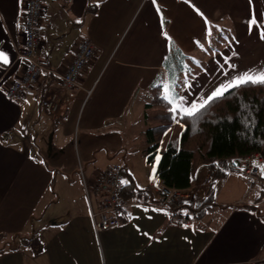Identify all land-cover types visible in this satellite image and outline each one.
<instances>
[{
    "label": "crops",
    "instance_id": "obj_1",
    "mask_svg": "<svg viewBox=\"0 0 264 264\" xmlns=\"http://www.w3.org/2000/svg\"><path fill=\"white\" fill-rule=\"evenodd\" d=\"M260 1L43 0L45 69L37 86L14 100L5 92L25 69L26 0H0V50L10 59L0 62V264H264L263 185H248L239 171L197 167L195 205L210 194L217 205L189 224L155 198L131 195L119 223L97 232L86 193L114 163L136 187L164 184L146 154L152 88L174 80L189 103L207 98L217 71L194 90L198 72L181 78V69L242 60L240 46L264 33ZM86 38L94 58L77 87L61 90L47 69L67 70ZM260 47L249 46L248 57ZM108 64V78H96ZM48 89L61 91L58 114L42 106Z\"/></svg>",
    "mask_w": 264,
    "mask_h": 264
},
{
    "label": "trees",
    "instance_id": "obj_2",
    "mask_svg": "<svg viewBox=\"0 0 264 264\" xmlns=\"http://www.w3.org/2000/svg\"><path fill=\"white\" fill-rule=\"evenodd\" d=\"M171 107L163 99V88L153 87L144 109L148 124L146 154L149 163H156V172L165 185L188 187L202 163L208 164L213 172L216 167L224 172L231 169L235 157L257 151L264 155V84L248 83L233 88L192 117L177 115L174 120ZM124 195L155 198L151 189L136 187L131 182H127ZM215 205L210 194L200 204L190 203L173 211L174 215L186 211L202 217Z\"/></svg>",
    "mask_w": 264,
    "mask_h": 264
},
{
    "label": "built area",
    "instance_id": "obj_3",
    "mask_svg": "<svg viewBox=\"0 0 264 264\" xmlns=\"http://www.w3.org/2000/svg\"><path fill=\"white\" fill-rule=\"evenodd\" d=\"M43 13V0H26L24 47L19 52L25 69L23 75L6 89L5 95L9 99L20 100L40 82L45 69L39 55V29ZM94 55V43L86 38L80 43L67 70L64 72L52 68L47 70L56 76L61 90H70L78 86L81 75ZM41 103L44 108L58 114L61 110V91L48 89ZM261 166H264V155L259 151L235 157L230 163L231 169L244 175L248 185L262 183L264 190V175L261 173ZM126 184V174L119 164L114 163L102 170L91 184L86 185L90 214L97 232L107 231L116 226L121 215L132 205V201L124 195ZM200 188L201 184L192 181L188 187L179 188L162 184L153 186L152 191L158 206L176 208L196 202ZM178 217L183 223L189 224L193 215L185 211L179 212Z\"/></svg>",
    "mask_w": 264,
    "mask_h": 264
},
{
    "label": "rangeland",
    "instance_id": "obj_4",
    "mask_svg": "<svg viewBox=\"0 0 264 264\" xmlns=\"http://www.w3.org/2000/svg\"><path fill=\"white\" fill-rule=\"evenodd\" d=\"M237 1L238 0H233V3H237ZM262 1H260V3ZM262 15H264L263 12H262ZM233 21L236 22V20H233ZM230 39L232 40V38H230ZM235 39H237V38L235 37ZM248 39L249 40H245L244 44L240 46L243 49L242 50L240 48L241 49L240 53L244 52L245 57H243L242 60H240L238 63H236L234 65L235 66L234 68L229 67L228 65L218 67L217 66L218 64L216 63V64H214V66H209V68L207 69L205 64L202 65L204 61H198L199 65L194 64L195 66L190 67V68L183 67L181 69V72H182L181 78H189V77H191V75H193L194 72H196V73L198 72L197 73L198 76L196 77V78H198V83L195 86H194V84L192 85V86H194V90H196L197 89L196 86L199 84V82L202 81L201 83L205 84V82L209 80L208 77H210L212 73H215L217 71L216 72V78H213L211 81H209L208 86H207L209 88L205 89L206 92H209L210 88H212L214 86L216 87V86L220 85L221 83L228 81L234 77H237V76H239L245 72H252L253 74H255V73L264 71V51H262L260 49H259L260 51H256V52L252 51L253 56L248 57V55L251 53V51L246 50L249 46H252V47L264 46V39H261V35H259V34L250 35V37ZM236 41L233 42L235 45H237ZM242 46H244V48ZM237 47H239V44ZM260 48L262 49V47H260ZM238 49L239 48H237V50ZM237 50H236V53H239ZM231 53H233V51H231ZM110 68L111 67L109 66V64L107 66H104V68L100 71V73L98 74V76H96V78H108ZM225 71L227 72V75L224 74ZM92 90H94V88ZM205 95H208V93ZM78 131H79V129L77 126L76 131L74 133V140L77 137ZM94 151L95 152H93L94 153L93 155L95 157H99L100 150H98V148L97 149L95 148ZM158 157H159V155L157 156V158ZM82 164L83 163H81V165ZM83 166H84V164H83ZM53 186L57 190L62 188L60 183L59 184L55 183ZM68 197H71V196H68Z\"/></svg>",
    "mask_w": 264,
    "mask_h": 264
},
{
    "label": "snow or ice",
    "instance_id": "obj_5",
    "mask_svg": "<svg viewBox=\"0 0 264 264\" xmlns=\"http://www.w3.org/2000/svg\"><path fill=\"white\" fill-rule=\"evenodd\" d=\"M255 23L256 21L253 20L252 24ZM261 39H264V33L261 34ZM0 62H2L3 64H8L10 62L9 56L3 50H0ZM225 63H227V60L225 61ZM229 67L234 68L235 66L229 65ZM224 74L227 75V72L225 71ZM248 83L264 84V71L255 74H253L252 72H245L218 85L207 96V98L202 99L200 102L194 100L191 103H189L185 97L180 96L175 91V81L173 80L170 84L166 83L163 85V99H165L170 105H172L169 110L173 113L174 120H176L177 115L192 117L199 110L205 108L214 99L220 98L233 88H237ZM177 123H179L178 120ZM261 173L262 175H264V166H261Z\"/></svg>",
    "mask_w": 264,
    "mask_h": 264
}]
</instances>
